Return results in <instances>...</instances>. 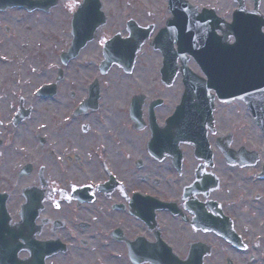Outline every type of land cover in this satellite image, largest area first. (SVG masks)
Segmentation results:
<instances>
[{"label": "flooded vegetation", "instance_id": "1", "mask_svg": "<svg viewBox=\"0 0 264 264\" xmlns=\"http://www.w3.org/2000/svg\"><path fill=\"white\" fill-rule=\"evenodd\" d=\"M83 1L0 7V264H264V136L239 134L242 101L207 72L212 44L200 41L188 59L209 141L151 146L187 88L186 76L161 73L168 3L156 21L132 0H102L106 19L75 54ZM188 1L218 35L241 5ZM242 7L264 15V0ZM56 9L66 38L35 41L28 20ZM116 49L136 51L131 70L104 67Z\"/></svg>", "mask_w": 264, "mask_h": 264}, {"label": "water", "instance_id": "2", "mask_svg": "<svg viewBox=\"0 0 264 264\" xmlns=\"http://www.w3.org/2000/svg\"><path fill=\"white\" fill-rule=\"evenodd\" d=\"M23 1L24 0H1L0 7L23 3ZM181 1L169 0L170 10L173 12L174 17L168 21L169 26L164 27L161 31L158 37V40L161 42L156 45L161 48L165 55V67L162 69L163 76L165 78H173L178 72V67L175 66L177 54H173V41L177 39L178 44H180L179 50L184 55L185 65L181 67L183 74L186 76L187 86V90L183 95V102L190 100L196 103L191 104V108H189L190 125L185 118L186 115L182 104L178 107L179 109L176 115L169 118L168 126L155 133L151 146L179 144L181 141L190 140L193 142L208 141L207 130L205 128H198L196 125L198 118L195 117V115L203 111V106L199 102V100L202 99V81L200 78H197V75L186 65V60L189 57L186 55V52L192 54L196 59L198 58L197 42L199 40L203 42L210 41L213 44L212 48L216 53V58L212 61V64L216 66L217 73L220 72L224 74L223 80L229 82L227 86L231 91L233 89V95L243 98L247 105L252 108V89L255 88L256 91H260L263 88L264 90V51L260 49L261 45L264 44V33L261 30L262 25H264V20L260 18L256 23L248 26L241 18V16H243V11L240 9L237 10L234 16L235 21L232 30L236 40L234 44H229V42H226L224 39L230 31L228 33L225 32L223 37L216 35L214 32L215 26L212 22H202L206 19V16L203 14L195 18H187L180 7H177ZM91 5H93L92 11L95 15L89 20L95 21V23L89 26L75 25L78 21H85L87 19L83 14L90 9ZM81 6L74 20V46L76 52L79 51L81 46L93 38L95 31L105 19L101 11V0H85ZM195 20H198V22ZM199 20L201 22H199ZM168 33L171 34L172 37L170 41L171 46H169L166 41L163 43V38ZM208 33L209 35L207 36ZM144 35V37H146L147 32ZM144 37L139 40V44ZM116 52L115 55L108 59V63L115 60L131 68L136 51L134 50L128 56H124L123 52L121 53L119 49H116ZM253 107L254 109L257 107L258 110H261L259 106ZM175 118L178 119V126ZM258 123L264 132V116L260 117Z\"/></svg>", "mask_w": 264, "mask_h": 264}, {"label": "rangeland", "instance_id": "3", "mask_svg": "<svg viewBox=\"0 0 264 264\" xmlns=\"http://www.w3.org/2000/svg\"><path fill=\"white\" fill-rule=\"evenodd\" d=\"M107 3L120 0H104ZM131 1V0H127ZM137 7H140L145 13L149 14L152 19L156 21L163 19V10L167 0H132ZM151 12L148 13V11ZM64 22H66L64 13L60 9H56L51 14L36 15L34 18L28 20L35 32H37L34 40H53L55 38H66V31ZM33 41V42H35ZM60 44V43H59ZM240 108V115L242 116L241 124L238 126L239 134L243 137L262 136L260 128L252 121L248 108L242 103Z\"/></svg>", "mask_w": 264, "mask_h": 264}]
</instances>
